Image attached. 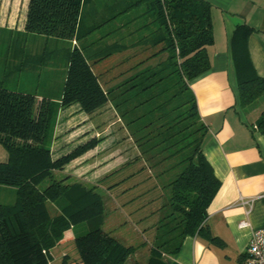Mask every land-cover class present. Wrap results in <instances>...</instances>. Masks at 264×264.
Returning <instances> with one entry per match:
<instances>
[{
	"label": "trees",
	"instance_id": "1",
	"mask_svg": "<svg viewBox=\"0 0 264 264\" xmlns=\"http://www.w3.org/2000/svg\"><path fill=\"white\" fill-rule=\"evenodd\" d=\"M83 1L28 0L24 33L79 42L86 35L79 29ZM134 8L136 14L124 24L135 25L133 31L119 43L101 47V61L123 54L115 64L119 71L104 85L92 68L99 60L91 63L80 44L66 51L65 76L56 103L47 98L37 102L34 94L0 85V146L7 153V160L0 162V188L14 193L13 203H0V264H50L51 250L79 224L88 226L84 235L73 238L81 264H124L135 253L136 247L122 245L103 231L104 204L94 187L68 184L67 177L55 176L94 149L100 139L93 137L57 158L52 157L48 141L58 108L77 104L80 111L91 114L112 101L114 89H123L120 94L132 100L142 95L132 109L144 110L129 124L144 120L138 129L142 142L138 147L155 161L152 167L169 176L167 202L160 208L164 213L156 223L144 264H168L187 236L223 246L204 225L220 182L202 152L207 127L189 87L210 70L206 48L213 44L211 6L203 0H128L121 13ZM253 31L245 24L236 25L230 40L241 109L264 98V79L257 75L247 50ZM127 37L136 38V43H127ZM143 45L146 48H139ZM255 128L264 139V109ZM62 264H67L65 258Z\"/></svg>",
	"mask_w": 264,
	"mask_h": 264
},
{
	"label": "crops",
	"instance_id": "2",
	"mask_svg": "<svg viewBox=\"0 0 264 264\" xmlns=\"http://www.w3.org/2000/svg\"><path fill=\"white\" fill-rule=\"evenodd\" d=\"M203 1L211 6L213 44L206 48L210 70L191 81L189 87L194 94L201 121L207 127L202 152L214 176L220 182V187L207 208L204 225L210 235L219 239L223 246L209 244L197 235L187 236L183 239L179 251L169 259L168 264H244L245 251L252 232L264 229V139L255 128V121L264 109V98L260 104L251 109H241L238 106L230 40L236 25L245 24L254 30L247 39V50L257 75L264 79V0ZM127 2L128 0H101L100 6L99 0L83 1L79 29L81 34L86 35L79 42H71V47L80 44L86 47V51L91 56V63L99 60L92 65L93 71L103 61L97 55L101 49L95 48L96 43L90 40L92 35L90 31L100 25L110 27L112 24L111 30L119 36L112 45L119 43L124 36H128L135 25L125 26V21L131 15H135L138 9L134 8L122 14ZM14 13L15 11L7 12V21L0 22V27L18 29L22 33L26 10L23 16L20 11L19 26L15 21L18 14ZM148 29V27L144 28L143 32H148ZM125 41L131 44L136 43L137 40L127 37ZM139 48L143 49L146 46ZM20 50L23 49L18 48L17 56H20ZM95 56L99 58L95 59ZM112 57L119 61L123 58V54L115 53ZM0 85L4 87L3 84ZM9 90L31 94L18 89ZM34 95L37 102L43 99L35 93ZM59 112L62 110L60 109ZM96 130L94 137L100 139L101 131ZM105 130H107L106 124L103 125V132ZM91 151L73 160L72 165L83 160ZM59 156L61 155L53 158ZM6 160L7 153L0 146V162ZM86 171L80 169L70 171L64 168L63 171L55 174H61L67 177V180L75 178L83 182ZM96 179L97 177L92 180L93 184ZM86 183L91 184L90 181ZM0 193L11 194L12 190L0 188ZM240 222H247L248 226L240 227ZM120 237L122 238L121 235ZM63 239L51 250L50 264L56 262L62 264L63 259L60 261L58 257L65 256L68 242ZM145 254H148V251ZM67 264L81 263L77 258L75 263L67 261Z\"/></svg>",
	"mask_w": 264,
	"mask_h": 264
},
{
	"label": "rangeland",
	"instance_id": "3",
	"mask_svg": "<svg viewBox=\"0 0 264 264\" xmlns=\"http://www.w3.org/2000/svg\"><path fill=\"white\" fill-rule=\"evenodd\" d=\"M99 1L101 6V0ZM26 2L27 0H0V22L8 18L7 12L15 11L14 14H18L15 21L19 26L20 11L23 16ZM103 26H97L91 32L90 40L96 43L95 48H105L119 38L114 34V30H111L112 24L110 27ZM19 47L23 50H20V56H17ZM70 47L69 42L20 33L14 28L0 27V83L7 89L28 91L56 103L65 76V53ZM103 53L100 50L97 55L101 57ZM97 58L99 57L95 56V59ZM117 62L114 57L109 56L94 69V72L99 74L102 85L119 71L115 66ZM115 87H117L116 83H114ZM114 90L111 95L112 101H108L91 114L80 111L77 104L64 109L58 108L53 130L50 131L52 137L48 141L51 153L55 154L53 156L55 157L66 154L78 143L93 138L96 129L101 131L96 148L75 165L69 163L65 167L70 171L87 170L84 181L69 178L66 179V183L94 187V191L101 197L104 204L103 231L116 238L122 245L137 248L136 253L131 255L124 264H132L134 261L144 264L148 255L145 252L152 245L156 223L164 213V210L160 208L167 202L169 176L160 174L159 168L152 167L155 161L149 160L148 154H143L138 147L142 143L138 141L140 136L138 129L145 123L144 120L129 124L130 120L136 119L144 110L142 107L132 109L139 100L142 101V95L132 100V96L127 98V95L120 94L123 89ZM260 103L261 100H258L248 109ZM60 109L62 112H59ZM131 109L132 113L127 114V111ZM105 124L107 130L103 132ZM55 176L57 179L63 177L61 174H55ZM96 177L93 184L92 180ZM87 181L91 184H87ZM47 183L48 181L44 185ZM13 201V191L11 194L0 193V203L11 204ZM49 210L52 215L56 213L51 204H49ZM87 231L86 224H79L66 234L64 233L63 240L68 242L63 258L70 263L77 261L72 239L74 236L84 235ZM63 258L58 257L60 261Z\"/></svg>",
	"mask_w": 264,
	"mask_h": 264
},
{
	"label": "built area",
	"instance_id": "4",
	"mask_svg": "<svg viewBox=\"0 0 264 264\" xmlns=\"http://www.w3.org/2000/svg\"><path fill=\"white\" fill-rule=\"evenodd\" d=\"M239 226L245 227L248 224L240 222ZM244 264H264V229L252 232L246 247Z\"/></svg>",
	"mask_w": 264,
	"mask_h": 264
}]
</instances>
